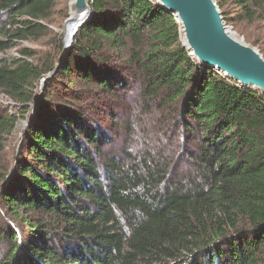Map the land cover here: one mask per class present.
I'll list each match as a JSON object with an SVG mask.
<instances>
[{
  "label": "trees",
  "instance_id": "16d2710c",
  "mask_svg": "<svg viewBox=\"0 0 264 264\" xmlns=\"http://www.w3.org/2000/svg\"><path fill=\"white\" fill-rule=\"evenodd\" d=\"M215 2L264 25V0ZM56 4L0 0V54ZM89 6L49 63L0 61V153L34 109L0 175V264H264V94L191 58L154 0ZM139 113L169 118L161 140Z\"/></svg>",
  "mask_w": 264,
  "mask_h": 264
},
{
  "label": "water",
  "instance_id": "95a60500",
  "mask_svg": "<svg viewBox=\"0 0 264 264\" xmlns=\"http://www.w3.org/2000/svg\"><path fill=\"white\" fill-rule=\"evenodd\" d=\"M154 1L172 14L182 31H186L190 36L194 52L192 53L183 41L182 45L191 58L200 65L223 74L225 78L241 87L264 94V58L225 24L215 0ZM77 5L79 7L74 13L71 11L66 23V29L70 26L71 28L69 34H65V52L70 47L77 29L87 21L91 13L89 3L85 6L83 1L79 0ZM45 80L46 78L42 79L39 89L43 88Z\"/></svg>",
  "mask_w": 264,
  "mask_h": 264
},
{
  "label": "rangeland",
  "instance_id": "374dc122",
  "mask_svg": "<svg viewBox=\"0 0 264 264\" xmlns=\"http://www.w3.org/2000/svg\"><path fill=\"white\" fill-rule=\"evenodd\" d=\"M72 1L73 0H57L55 10L51 17L52 22H51V25L48 27L47 34L38 40H27V41L17 42L13 48H11L5 53L0 54V61H4V60L10 61L12 59L18 58L19 51L25 49L35 54L37 63H44V62L49 63V60L55 57V54H56L55 45L57 43V40L61 39L62 43H64L65 41V38H66L65 34L67 31L66 23L71 15ZM87 2L89 3V0H87ZM224 14L226 15V17H230L229 19H232L235 15V12H233V9H227ZM225 24L228 27H230L232 31L235 33V35L238 38H241L246 45H248L251 48L256 49L259 53H260L259 49H261L264 52V25L263 23L255 22L253 24H249L246 21H241V22H238V25H237L238 30L237 28H235V26L233 27V25L229 21H227V23ZM180 31H181L180 37H181V42H182V37H183L182 28H180ZM260 55L262 56L261 53ZM0 101L6 105H8V103L11 104L10 101L5 98L2 100V97H0ZM10 109L13 113H15L16 108L11 106ZM33 112H34V109H32L29 112V114H25L23 118H19L17 125L15 127V130L6 139L3 152L0 153V175H2L3 170L4 172L6 171L7 173L11 174V171L14 167L15 156L20 148L21 143L23 142L24 133L27 127L29 126V122H30V119L32 118L31 116ZM138 117L142 121V129H144L145 131L152 130L154 137H156L158 140H161L160 135L162 133V130L168 125L169 118L165 116L166 121L165 122L162 121L158 125L154 117L151 118V116H144V115L140 116V113ZM143 136L144 134H142L141 137ZM169 137H170V140L168 141V143L169 144L174 143L173 144V148H174L175 138L171 134L169 135ZM1 183L2 181H0V184ZM1 214H3V212H1ZM5 216L7 215L5 214ZM19 228H21V226ZM4 250H5V246L2 242H0V259L3 258L2 255L4 254Z\"/></svg>",
  "mask_w": 264,
  "mask_h": 264
},
{
  "label": "bare ground",
  "instance_id": "6f19581e",
  "mask_svg": "<svg viewBox=\"0 0 264 264\" xmlns=\"http://www.w3.org/2000/svg\"><path fill=\"white\" fill-rule=\"evenodd\" d=\"M79 0H73L72 3H71V11L74 13V10L76 8H78L79 6L77 5ZM83 1V4L86 6L87 5V0H82ZM70 28L71 26L67 29L66 31V35L69 34V31H70ZM183 30V29H182ZM183 37H182V41L185 43V45L187 47H189V50L193 53L194 52V49L192 47V44H191V40H190V36L188 35V33L185 31H183Z\"/></svg>",
  "mask_w": 264,
  "mask_h": 264
}]
</instances>
